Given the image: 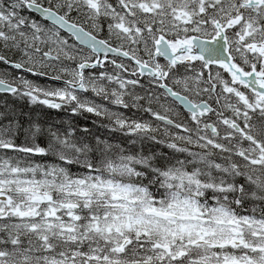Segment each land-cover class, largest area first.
<instances>
[{"label":"snow or ice","instance_id":"obj_1","mask_svg":"<svg viewBox=\"0 0 264 264\" xmlns=\"http://www.w3.org/2000/svg\"><path fill=\"white\" fill-rule=\"evenodd\" d=\"M0 264H264V0H0Z\"/></svg>","mask_w":264,"mask_h":264},{"label":"trees","instance_id":"obj_2","mask_svg":"<svg viewBox=\"0 0 264 264\" xmlns=\"http://www.w3.org/2000/svg\"><path fill=\"white\" fill-rule=\"evenodd\" d=\"M0 98H6L4 94H0Z\"/></svg>","mask_w":264,"mask_h":264},{"label":"bare ground","instance_id":"obj_3","mask_svg":"<svg viewBox=\"0 0 264 264\" xmlns=\"http://www.w3.org/2000/svg\"><path fill=\"white\" fill-rule=\"evenodd\" d=\"M5 98H0V103H2L4 101Z\"/></svg>","mask_w":264,"mask_h":264}]
</instances>
